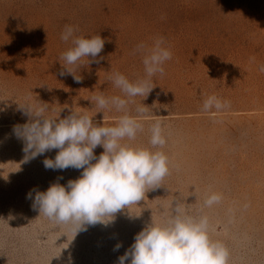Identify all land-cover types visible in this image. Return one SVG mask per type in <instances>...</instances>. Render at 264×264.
I'll list each match as a JSON object with an SVG mask.
<instances>
[{
    "label": "rangeland",
    "instance_id": "1",
    "mask_svg": "<svg viewBox=\"0 0 264 264\" xmlns=\"http://www.w3.org/2000/svg\"><path fill=\"white\" fill-rule=\"evenodd\" d=\"M65 25L77 27V36L105 40L99 63L66 65L82 76L80 83L63 68L61 55L72 46L61 39ZM158 38L172 59L163 76L153 77L150 94L128 105L143 131L122 143L151 148L150 130L159 121L169 174L114 222L87 225L76 235L73 223L40 215L26 197L53 183L66 186L82 170L45 169L44 159L58 150L25 160L24 141L13 133L29 121L19 106H44L47 118L76 112L97 126H114L125 113L100 110L93 97L123 96L110 78L116 72L131 82L146 78L137 45L151 48ZM261 68L264 0H0V264H118L136 234L165 225L177 203L189 216L208 218L210 238L226 247L228 264H264ZM213 95L227 106L204 111ZM94 151L99 156L104 149ZM214 193L222 199L209 207Z\"/></svg>",
    "mask_w": 264,
    "mask_h": 264
},
{
    "label": "clouds",
    "instance_id": "2",
    "mask_svg": "<svg viewBox=\"0 0 264 264\" xmlns=\"http://www.w3.org/2000/svg\"><path fill=\"white\" fill-rule=\"evenodd\" d=\"M77 31V27L65 25L61 39L72 46L62 53L61 59L65 62L63 68L67 74L80 83L82 76H77L67 66H78L85 59L88 65L99 63L96 58L103 51L105 40L100 35L88 38L77 36ZM136 51L143 55L146 78L131 82L125 75L116 72L110 78L123 96L105 97L100 94L93 97L98 109L115 108L125 113L114 126H97L88 115L76 112L59 120L47 118L44 113L50 109L44 106L37 109L19 106L29 121L14 125L13 133L24 141L25 160L58 150L54 159H44L45 169L82 170L81 176L69 180L66 186L53 183L46 191L33 189L26 197L33 201V210L40 215L59 223H73L76 235L86 231L87 225L100 223L107 226L114 222L117 213L144 200L148 190L159 188L169 174V160L161 150L167 141L159 121L150 130L151 148L122 143L124 140L134 141L137 134L143 131L140 117L128 114V105L135 102V97L150 94L155 88L153 77L157 74L163 76L165 63L172 59L163 38L156 39L151 48L141 43ZM65 74L63 71L60 73L62 76ZM226 106L227 102L213 95L204 101L203 110ZM146 108L144 105L136 111L143 115ZM97 147L104 149L99 156L94 151ZM221 199L219 194L214 193L205 204L211 207ZM122 246V243H117L114 250L118 251ZM228 256L223 243L210 238L208 218L189 216L184 212L183 205L177 203L165 225L152 223L136 234L134 243L118 258V264L129 261L130 264H228Z\"/></svg>",
    "mask_w": 264,
    "mask_h": 264
}]
</instances>
